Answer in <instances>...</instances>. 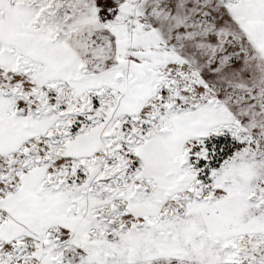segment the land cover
Segmentation results:
<instances>
[{
    "label": "snow or ice",
    "instance_id": "snow-or-ice-1",
    "mask_svg": "<svg viewBox=\"0 0 264 264\" xmlns=\"http://www.w3.org/2000/svg\"><path fill=\"white\" fill-rule=\"evenodd\" d=\"M0 264H264V0H0Z\"/></svg>",
    "mask_w": 264,
    "mask_h": 264
}]
</instances>
